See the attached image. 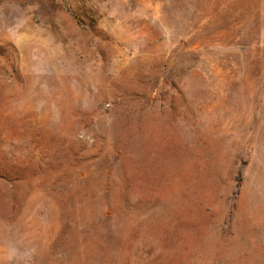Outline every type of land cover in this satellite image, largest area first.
Segmentation results:
<instances>
[{"label": "rangeland", "instance_id": "1", "mask_svg": "<svg viewBox=\"0 0 264 264\" xmlns=\"http://www.w3.org/2000/svg\"><path fill=\"white\" fill-rule=\"evenodd\" d=\"M0 264H264V0H0Z\"/></svg>", "mask_w": 264, "mask_h": 264}]
</instances>
